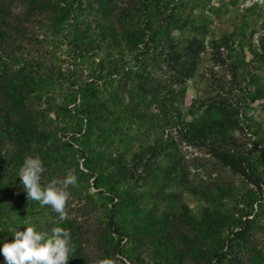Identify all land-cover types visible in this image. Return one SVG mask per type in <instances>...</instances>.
<instances>
[{
	"label": "trees",
	"instance_id": "obj_1",
	"mask_svg": "<svg viewBox=\"0 0 264 264\" xmlns=\"http://www.w3.org/2000/svg\"><path fill=\"white\" fill-rule=\"evenodd\" d=\"M215 2L0 0V249L62 227L68 264H264V7ZM27 156L74 170L66 219Z\"/></svg>",
	"mask_w": 264,
	"mask_h": 264
},
{
	"label": "clouds",
	"instance_id": "obj_2",
	"mask_svg": "<svg viewBox=\"0 0 264 264\" xmlns=\"http://www.w3.org/2000/svg\"><path fill=\"white\" fill-rule=\"evenodd\" d=\"M44 163L39 156H27L18 176L27 194L28 200L37 201L41 206H51L61 220L66 219V207L70 199V187L75 186L78 177L69 170L62 179L53 178L42 184ZM14 240L4 243L2 252L6 264H68L70 254L74 252L70 232L55 227L51 234L37 231L28 226L23 231H14ZM99 264H114L112 259H104Z\"/></svg>",
	"mask_w": 264,
	"mask_h": 264
},
{
	"label": "rangeland",
	"instance_id": "obj_3",
	"mask_svg": "<svg viewBox=\"0 0 264 264\" xmlns=\"http://www.w3.org/2000/svg\"><path fill=\"white\" fill-rule=\"evenodd\" d=\"M216 4L220 3V0H216L215 2ZM232 17L231 13H228L226 15L223 16V19L225 21H229ZM203 70V68H202ZM204 87V83L202 82V80L200 79V77L197 78V80H190L189 81V89H188V97L189 98H193L195 96H197L198 94L201 93V89ZM188 108V107H187ZM250 111V113H255L257 115V117L261 118L263 120L264 123V104H257L253 109L248 110ZM190 205L192 207H196L197 206V202L194 200H190Z\"/></svg>",
	"mask_w": 264,
	"mask_h": 264
},
{
	"label": "built area",
	"instance_id": "obj_4",
	"mask_svg": "<svg viewBox=\"0 0 264 264\" xmlns=\"http://www.w3.org/2000/svg\"><path fill=\"white\" fill-rule=\"evenodd\" d=\"M254 5H260L264 7V0H239L240 8H248ZM185 148L192 150V147L188 145H186ZM195 154H199V152L196 151Z\"/></svg>",
	"mask_w": 264,
	"mask_h": 264
}]
</instances>
